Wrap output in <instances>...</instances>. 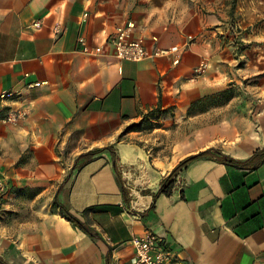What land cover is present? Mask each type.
Listing matches in <instances>:
<instances>
[{"label":"crops","instance_id":"crops-1","mask_svg":"<svg viewBox=\"0 0 264 264\" xmlns=\"http://www.w3.org/2000/svg\"><path fill=\"white\" fill-rule=\"evenodd\" d=\"M222 8L0 0V264H138L132 239L148 232L187 264H264L263 155L196 159L159 194L191 155L245 163L264 150V31L244 33ZM128 23L169 53L120 59L112 40ZM18 110L26 118L8 121ZM150 111L161 127L122 140Z\"/></svg>","mask_w":264,"mask_h":264},{"label":"built area","instance_id":"built-area-1","mask_svg":"<svg viewBox=\"0 0 264 264\" xmlns=\"http://www.w3.org/2000/svg\"><path fill=\"white\" fill-rule=\"evenodd\" d=\"M38 28L41 26L40 21H36L33 24ZM134 25L128 23L126 26L120 28L116 36L113 38V43L116 46L117 55L120 59L140 62L151 56L167 55L169 52L166 50L157 49L154 52H150L146 46L145 40L142 37L133 36ZM176 60L175 63H178ZM205 65L199 68L198 73L203 71ZM5 92L3 96H7ZM27 116L25 110H18L12 112L7 118L10 122H16L19 119H24ZM3 189L0 187V201L3 197ZM132 244L136 252V261L138 264H187L185 261L176 259L175 254L167 246L163 239L154 232H148L143 236H135L132 239Z\"/></svg>","mask_w":264,"mask_h":264},{"label":"rangeland","instance_id":"rangeland-1","mask_svg":"<svg viewBox=\"0 0 264 264\" xmlns=\"http://www.w3.org/2000/svg\"><path fill=\"white\" fill-rule=\"evenodd\" d=\"M121 3H137L139 0H120ZM219 6L224 5L225 11L230 17V22L235 26L240 24L244 29V33H253L258 31H264V0H214ZM161 114L157 112H148L143 118L129 125L125 132L121 135V139L125 141H130L131 131H141V132H152L153 130L161 127ZM136 125L131 129V126ZM138 125V126H137ZM158 142H163V146L170 143V140L164 139L158 140ZM161 148L155 145V148Z\"/></svg>","mask_w":264,"mask_h":264},{"label":"trees","instance_id":"trees-1","mask_svg":"<svg viewBox=\"0 0 264 264\" xmlns=\"http://www.w3.org/2000/svg\"><path fill=\"white\" fill-rule=\"evenodd\" d=\"M138 126V125H137ZM133 127H136V125L134 126H131V129ZM107 150H110L112 151L113 150V159H114V167H115V170H116V173H117V177H118V180L119 182L121 183V185L123 186V182H122V179H121V174L119 172V169H118V164H117V157L114 153V148L113 147H106V148H103L100 150V152H103V151H107ZM96 152H89L85 155H82L79 159H83V158H91L93 155H95ZM263 155L264 156V150L260 151V152H257L251 159H249L247 162L243 163V162H236L234 161L232 158H230L229 156H226L222 150L220 149H216V148H210V149H207L205 151H201L197 154H194V155H191L189 157H187L186 159H184L183 161H181L177 167L172 171V173L166 177L162 184H161V188H160V191H159V194H166V195H170L171 192H172V189L176 183V179H177V176H178V172L186 167L189 163H191L192 161L196 160V159H199V158H203V157H209V158H212L220 163H224V164H237V165H249L251 164L252 162H254V160L257 161V164L260 163L258 161H260L259 157ZM259 159V160H258ZM123 192H124V195H125V198L127 199L128 197V192L127 190L123 187ZM128 201V200H127ZM55 204L57 206H59L61 208V210L63 211V213L78 227H80L82 230H84L85 232H87L88 234L90 235H94V232L93 230L87 228L80 220L78 217H76L74 214H72L69 210L68 207H66L65 205L61 204L58 200V197L55 198Z\"/></svg>","mask_w":264,"mask_h":264}]
</instances>
